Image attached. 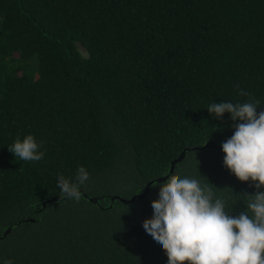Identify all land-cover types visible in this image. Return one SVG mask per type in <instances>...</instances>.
Masks as SVG:
<instances>
[{"label":"trees","instance_id":"trees-1","mask_svg":"<svg viewBox=\"0 0 264 264\" xmlns=\"http://www.w3.org/2000/svg\"><path fill=\"white\" fill-rule=\"evenodd\" d=\"M253 97L264 110V0H0V264H167L142 222L170 175L231 215L257 191L223 166L230 115L207 111ZM29 134L40 161L8 150ZM79 166L81 199H61Z\"/></svg>","mask_w":264,"mask_h":264},{"label":"clouds","instance_id":"clouds-1","mask_svg":"<svg viewBox=\"0 0 264 264\" xmlns=\"http://www.w3.org/2000/svg\"><path fill=\"white\" fill-rule=\"evenodd\" d=\"M239 95L246 93L241 90ZM259 104L253 97L243 103H211L207 108L217 119L228 113L234 122L232 136L221 144L223 166L257 189L243 194L246 210L231 215L213 186L197 178L174 173L159 185L158 199L151 201L152 217L142 226L160 245L167 264H264V191H260L264 188V110L257 112ZM42 144L29 134L16 138L8 150L20 160L36 162L44 158L39 150ZM88 179L83 166L77 168L75 182L59 174V196L79 202V188ZM3 264L13 262L6 259Z\"/></svg>","mask_w":264,"mask_h":264},{"label":"water","instance_id":"water-1","mask_svg":"<svg viewBox=\"0 0 264 264\" xmlns=\"http://www.w3.org/2000/svg\"><path fill=\"white\" fill-rule=\"evenodd\" d=\"M205 146H206V145H205ZM190 149H201V147H192V148H190ZM183 156H184V151H181V152L177 155V157H175V158L171 161V163H170V167H169V169H168V173H167L166 175H164V176L154 178L153 181H154V182L164 181V180L166 179L167 175H168L169 173H171V171H172V169H173V166H174V163L180 161V160L182 159ZM151 182H152L151 180L148 181V182L145 184V186L143 187V189H142L141 192H139V193H135V194L131 195L129 198H121V197H116V198H117V200H119V201L122 202V203H129V202L134 201L135 199H140V198H142V197L146 194V192H147V190H148V188H149ZM57 199H58V197H53V198H52V200H57ZM89 201L95 203V202H96V198H94V197H89ZM7 231H8V229H6L5 232H7ZM3 234H4V233H3Z\"/></svg>","mask_w":264,"mask_h":264},{"label":"rangeland","instance_id":"rangeland-1","mask_svg":"<svg viewBox=\"0 0 264 264\" xmlns=\"http://www.w3.org/2000/svg\"><path fill=\"white\" fill-rule=\"evenodd\" d=\"M78 48H79V50L81 51V53H83L82 49H81L80 47H78Z\"/></svg>","mask_w":264,"mask_h":264}]
</instances>
